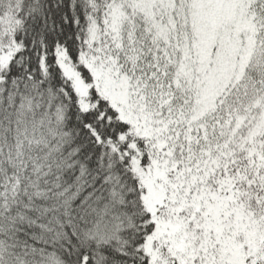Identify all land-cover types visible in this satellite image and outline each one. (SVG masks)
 Returning <instances> with one entry per match:
<instances>
[{
  "label": "snow or ice",
  "instance_id": "6c2138e0",
  "mask_svg": "<svg viewBox=\"0 0 264 264\" xmlns=\"http://www.w3.org/2000/svg\"><path fill=\"white\" fill-rule=\"evenodd\" d=\"M0 264H264V0H0Z\"/></svg>",
  "mask_w": 264,
  "mask_h": 264
}]
</instances>
